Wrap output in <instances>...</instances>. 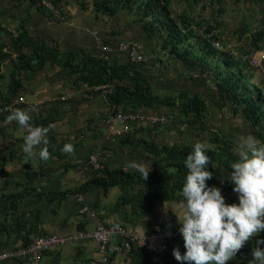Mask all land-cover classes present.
Listing matches in <instances>:
<instances>
[{
	"label": "crops",
	"instance_id": "obj_1",
	"mask_svg": "<svg viewBox=\"0 0 264 264\" xmlns=\"http://www.w3.org/2000/svg\"><path fill=\"white\" fill-rule=\"evenodd\" d=\"M62 2L66 18L63 22H58L54 17L49 18L46 10L44 12L30 0H0V45L8 43V33L5 32L23 30L29 37L43 40L58 52L98 55L126 64V56L115 48L120 43L140 42L144 47V55L148 58L147 62L149 61V65L143 66L141 70L150 82L154 95L167 97L174 95L176 91H186L191 96L200 95L208 106V95L218 98L209 81L197 69H190L173 58L171 53L161 51L156 41L150 40L144 33L142 23L132 14L120 11L114 16L102 15L92 9L89 0ZM100 40L103 42L102 47L96 44ZM27 50L24 49V52ZM16 58L17 55L12 54L11 58L0 60V98L17 63ZM73 80L71 75H61L59 67L47 64L35 77L23 83V88L17 95L29 103L38 104L37 110L31 113L32 121L54 120L52 130L48 133V150L51 156L42 170L38 168V157H29L23 151V135L17 122L0 119V129L3 128L4 132H0V255L21 248L35 236H69L76 231L93 230L95 221L82 213L83 206L95 210L103 223H117L135 232L150 234L179 228L175 213L178 214L177 204L180 199L161 202L144 214L136 212L132 204L118 206L117 201L124 188L122 190L117 186L89 187L80 194L81 201L75 194L52 201L48 199L51 193L73 190L91 178L90 167L86 163L90 154H99L100 164L104 163L110 171L117 168H122L124 172L139 171L134 164L138 163V156L141 155L114 152L117 138L108 136V126L104 122L105 116L113 110L107 104L104 95L106 92L102 89L86 90L83 84L75 86ZM64 97L66 99L62 100ZM221 106L219 99L217 108L221 110ZM209 113L217 122H222V125H217L218 130L230 140L235 151V141L241 133L253 134L241 114L232 117L229 122L221 117L224 113L220 111L210 109ZM118 125L115 123V129ZM222 126H227L225 133L221 130ZM66 143L74 146L73 151L64 150L57 160V145ZM34 151L38 152L39 147ZM49 160L57 162L53 164ZM144 165H149L148 170L154 168V164ZM215 168V186L221 188L226 201H237V194L227 178L231 170ZM139 190L140 186L129 188L130 198L134 200ZM11 197L17 199L13 210L8 209V198ZM255 241L254 236L234 259L226 263L242 262L243 258L250 255ZM119 242L118 236L110 241L109 264H132L127 255L113 251V247ZM39 255L38 264H101L97 244L93 240L77 239ZM160 259L159 256H153V260L159 262ZM0 264L32 263L28 258L0 257Z\"/></svg>",
	"mask_w": 264,
	"mask_h": 264
},
{
	"label": "trees",
	"instance_id": "obj_2",
	"mask_svg": "<svg viewBox=\"0 0 264 264\" xmlns=\"http://www.w3.org/2000/svg\"><path fill=\"white\" fill-rule=\"evenodd\" d=\"M30 1L44 12L46 10L49 18L54 17L58 22L65 20L66 16L62 9V0ZM43 1L50 3L58 12V16H55L51 10L46 8ZM73 1L79 2L81 0ZM89 1L91 2L92 9L102 15L114 16L120 11L132 14L135 19L142 23L144 33L147 34L150 40L156 41L161 51L171 53L174 56L173 58L186 64L190 69H197L201 75L210 78L217 96L219 95L222 101L233 104L234 115L240 113L250 125L253 134L260 141H264V125L262 124L264 121V93L259 86L254 87L253 82L251 83V72L255 71L249 70L245 63L241 64L229 54L220 52L212 46L211 40H217L221 43L219 41L222 40L220 34L218 36H211L212 38L209 40L202 32L199 33L198 30L204 28V33L206 34L212 31L221 33L219 27L224 22H221L219 19L225 11L222 5L228 1L236 4L243 3L252 8H260L264 5V0H207L206 2L204 0H183V7L190 11L197 6H199L201 11L206 10V6H211L209 21L202 20V18L199 19L202 21H197L192 13L190 14V12L183 10L181 13H178L179 15L175 14L174 17V9L171 8V5L174 4L172 3L173 0ZM179 1L182 2V0ZM215 4L217 8L213 10ZM259 24L258 28H251V26L239 20V26L235 32L238 41L241 42L247 33L253 32L249 34L248 41L251 49H258L260 43L264 42V19ZM6 33H8L6 37L8 43L0 45V60L11 58L12 54H16L17 63L7 79L8 85L0 98V106L16 98L23 88V83L31 77H35L48 64L52 67H59L61 75L66 74L74 77L75 86L83 84L90 89L97 87L102 89V87L108 86L109 91L105 89L106 93L104 95L108 106L113 109L111 114L117 112L124 114L145 113L146 110L154 108L174 109L179 107L180 112L184 116H189L187 126L193 128L194 133L198 136L199 133L195 132L194 127L197 128L214 145V147L206 148L207 155L211 158L208 168L213 172L212 178L207 181L209 185L217 184L214 176L216 175L215 167L229 171L231 170L229 167L231 162L238 158L234 145L230 140L217 132V130L211 129V126L207 122L209 108L206 101L200 95L191 96L186 91H176L174 95L172 94L167 97L153 94L151 84L144 71L141 70L143 66L149 65L148 59L143 60L141 63L121 64L98 55L78 54L73 51L58 52L56 48L49 47L43 40L29 37L23 30ZM222 44L224 45V43ZM24 49H28L27 52H24ZM141 55H144V48L141 51ZM209 58L216 61L218 59L226 67L233 68L234 73H236L238 64L243 65L245 70H238L233 77L224 67L221 68L219 64L210 62ZM240 80L246 84V87L248 86L256 90V97L253 95L254 89L246 91L245 85L241 84ZM9 113L0 115V119L6 118ZM31 122L36 125L47 126L51 125L54 120L51 118L40 120V122L38 120ZM171 124L172 127H175L174 123ZM133 125L137 128L136 130H141L140 127H137V124ZM135 128H131L129 134L117 138V148L114 152L115 154L126 152L128 154L145 155V157L151 159V164H154V168L149 170L146 179H144L140 171L124 172L122 168L110 171L103 163L100 164L102 166L100 169L90 167L91 178L80 187L64 192L51 193L48 199L52 201L65 198L68 195L82 194L89 187L117 186L122 190L124 188L123 194L117 201L118 206L132 204L135 211L141 214L148 213L155 205L161 202L175 199L182 200L181 187L187 173L184 159L187 153L192 150V145L186 143L158 145L146 139L135 138L133 134ZM193 131L190 133L194 134ZM0 132H3V128L0 129ZM61 145L64 144L57 145L55 153L57 160L60 159L59 156L64 151ZM35 157L37 158V156ZM37 160L40 164L38 167L40 170L47 166L46 161H42L39 158ZM57 160H52V162L49 160V163L55 164ZM135 186H140V190L136 193L133 200L128 194V189ZM8 199L10 201L8 209L13 210L17 199L16 197ZM226 202L231 203L234 201ZM258 236L264 237V231L258 233ZM176 247H179L181 253L185 251L183 241L173 239L169 241L166 251L159 256L161 257L159 262L153 260L154 255L144 249L134 248L127 254V257L131 259L132 264H194L188 261H177L173 255V249ZM250 259L251 255H248L246 258H243L242 262L237 264H248V260Z\"/></svg>",
	"mask_w": 264,
	"mask_h": 264
},
{
	"label": "clouds",
	"instance_id": "obj_3",
	"mask_svg": "<svg viewBox=\"0 0 264 264\" xmlns=\"http://www.w3.org/2000/svg\"><path fill=\"white\" fill-rule=\"evenodd\" d=\"M199 33L201 32L199 31ZM251 33L253 32L247 33L241 41L246 42ZM239 43V41H236L234 44H230L239 48ZM250 50L260 51L259 49H251V47ZM231 57L244 64L240 59ZM145 58L148 59L147 56ZM128 63L133 64L129 61ZM231 73H234V71ZM202 76L209 81L210 86L215 90V87L211 84V79L205 75ZM84 89L97 91L101 88L90 89L85 85ZM105 89L109 91L108 86L102 87V90ZM17 98L19 97L14 99ZM221 102L222 106H231L233 108L232 115L235 114L233 104L229 102H226L229 103L226 104L222 100ZM18 107L29 108L22 104L16 105L10 113L8 112L6 121H16L19 125L24 140L22 149L27 156H37L40 160L47 161L51 156L48 150V133L52 130V125H36L31 122V113L36 111L38 106L30 107L28 110ZM145 115L164 116L163 114L156 113ZM164 117L166 118L165 124H137V127L166 125L169 120L167 116ZM115 138H119V136ZM235 145L238 158L231 162L229 166L231 171L228 173L227 178L232 184L233 191L237 194V201L231 203L226 202V198L222 194L220 187L207 183L213 176V172L208 168L211 158L207 155V143L198 140L192 145V150L187 153L184 159L187 173L181 187L183 199L177 204L178 214L175 213L179 222V228L177 229L182 235L185 251L181 253L179 247L173 249V255L177 261L194 262V264H226L229 260L234 259L246 242L255 236L256 241L255 245L251 248V259L248 260V264H264V237L257 235L261 231H264V141H260L252 133H241L237 137ZM36 147H39L38 152L34 151ZM73 149L74 146L71 143L63 145V150L65 151L71 152ZM94 154L97 155V162L90 164L89 156ZM94 154H90L87 157L86 163L88 167L100 169L102 166L100 165L99 154ZM134 167L143 174L144 179L147 178L149 165L145 167L143 163H135ZM76 196L81 201V195L76 194ZM84 208L93 211L96 215L95 210L89 209L86 206L82 207V213L86 214L83 211ZM86 216L88 215L86 214ZM96 218L99 220L97 215ZM150 253L156 256L161 255L154 252ZM109 262L110 256L107 264Z\"/></svg>",
	"mask_w": 264,
	"mask_h": 264
},
{
	"label": "built area",
	"instance_id": "obj_4",
	"mask_svg": "<svg viewBox=\"0 0 264 264\" xmlns=\"http://www.w3.org/2000/svg\"><path fill=\"white\" fill-rule=\"evenodd\" d=\"M43 4L46 8L51 10L55 16H58V12L54 7L45 1ZM204 28L200 31L206 38L211 40V36H218L217 31H212L211 33H204ZM102 40L97 41L96 44L100 47L103 46ZM212 46L220 52L228 53L234 58L240 59L243 63L247 65L249 70H254L255 72L264 76V52L251 51L248 39L241 41L239 43V48L233 44L223 45L217 40H211ZM105 48V47H104ZM117 52L123 53L126 59L131 63H141L146 58L141 55L143 47L137 42H125L120 43L117 48ZM65 100V98H62ZM22 104L26 107H37V103H29L24 98L19 97L14 99L10 103L0 107V115L10 112L16 105ZM105 122L108 126V136L115 138L122 135H127L131 132V124H165L166 118L161 115H145L139 113H129L124 114L117 112L115 114H109L105 118ZM115 123L119 126L115 129ZM90 164L97 162V155L89 156ZM88 217L95 221V228L91 231H76L69 236H35L28 244L23 245L17 250H13L9 253H2L1 258L13 257L16 259L28 258L32 264H38L39 254L48 251L50 249L62 246L66 243L73 242L77 239L82 240H93L97 244L98 255L101 264H107L110 256V241L114 236L120 238L118 245L113 247V251L117 253H123L125 255L129 254L132 249H144L149 252H154L156 254H162L166 251L168 243L170 240L179 239L182 240V235L178 229L167 230V231H157L150 234L140 233L124 229L122 226L116 223L109 225L103 224L96 218L93 211L83 209ZM157 241V242H156ZM194 263V262H193Z\"/></svg>",
	"mask_w": 264,
	"mask_h": 264
},
{
	"label": "rangeland",
	"instance_id": "obj_5",
	"mask_svg": "<svg viewBox=\"0 0 264 264\" xmlns=\"http://www.w3.org/2000/svg\"><path fill=\"white\" fill-rule=\"evenodd\" d=\"M205 2L207 0H204ZM174 3L173 5H171L172 9H174L173 14L175 17L176 15H179L178 13H181V11H188L190 12V14L192 13L194 18H196L197 21H202V20H210V12H211V6H206L207 9L201 11L199 6H197L195 9H192V11H190L189 9H185L183 6V0L182 2H180L179 0H173ZM182 3V4H181ZM187 7H189L187 5ZM186 7V8H187ZM217 8V5L215 4L213 6V10H215ZM222 8L225 10L224 13L221 14L220 16V21L224 22L221 27H219V29L221 30L220 36H222V40L221 43H224V45L228 44V43H235L236 41H238L237 38V34L236 29L239 26V20H241L243 23L248 24L249 26H251V28H258L260 26L259 22L262 21L264 19V5H262L260 8H252V7H248V5L246 4H236L233 3L232 1H228L226 3H224L222 5ZM192 16V15H190ZM202 20H199L201 19ZM194 20V19H193ZM211 22V21H210ZM203 29V28H202ZM202 29H198L199 31H201ZM2 35V32L0 31V36ZM253 48V47H252ZM182 49V48H181ZM259 50H261L262 52H264V42L260 43L259 45ZM162 60L166 61V59H164L163 57H161ZM210 62H214L215 64H219V66L224 67L229 74H231L233 77L234 75L237 73L238 70H245L243 65H237L236 67V73H231L233 72V68L231 67H226L224 64H222L221 61H219L217 59L213 60L212 58H209ZM231 71V72H230ZM246 72V71H244ZM248 73V71H247ZM250 73V72H249ZM239 82V79H238ZM241 84L245 85V90L246 91H252L254 88H249L248 86L246 87V84L240 80ZM253 82L254 87L255 86H259L262 90V92L264 93V76L257 74L255 72H251V83ZM240 84V83H239ZM241 86V85H240ZM252 87V86H251ZM251 89V90H250ZM254 92V97H256V90H253ZM209 100V106L210 109L212 111H216L220 113H224L221 114V117L226 118L229 122L232 121V117L234 118V115H232V110L233 108L231 106H221V110L217 108V106H219V97L215 98L214 96H209L208 95ZM226 103V102H225ZM223 102V104H225ZM229 104V103H226ZM209 109V110H210ZM264 109V106H263ZM152 113H156V114H163L165 116L168 117V123L164 126H145L143 128H141V130H136L137 128H135L134 125H132L131 128H135L134 129V137L135 138H142V139H146L148 141L157 143L158 145L160 144H174V143H186L189 145H193L194 142L200 140V141H205L207 143V148H211L214 147L213 144L210 143V140L208 139V137L204 134H202V132H200L197 128L194 127L195 132L198 134V136L194 133L193 128L188 127L187 126V121L189 120V116H184L181 112L179 107L178 108H174V109H169V108H161V109H157L154 108L152 110H146L145 114H152ZM178 119V120H177ZM207 122L208 124L211 126L212 130H217V132H219L217 125L222 122H217L214 118L213 115L211 113H208L207 115ZM175 124V127H172V124ZM233 123V122H232ZM264 125V121L262 123ZM179 126V127H177ZM220 126V125H218ZM217 127V129H216ZM179 130H178V129ZM227 128V126H222V132L225 133V129ZM230 128V127H229ZM228 128V129H229ZM133 131V130H132ZM190 133V132H192ZM220 133V132H219ZM233 133V132H232ZM128 155H132V156H138V155H133V154H128ZM138 163H143V164H151V159L145 157V155H141L138 156Z\"/></svg>",
	"mask_w": 264,
	"mask_h": 264
}]
</instances>
